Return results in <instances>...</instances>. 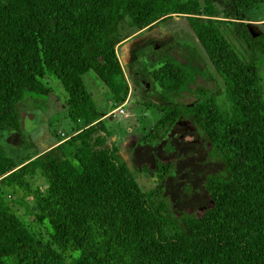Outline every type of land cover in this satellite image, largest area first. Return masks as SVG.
<instances>
[{"label": "trees", "instance_id": "1", "mask_svg": "<svg viewBox=\"0 0 264 264\" xmlns=\"http://www.w3.org/2000/svg\"><path fill=\"white\" fill-rule=\"evenodd\" d=\"M263 1L227 0L246 57L215 0H0V264H264V33L243 20ZM176 15L188 18L231 109L168 62L150 72L163 89L149 102L163 116L144 141H163L180 122L205 139L208 160L223 167L205 177L202 214L173 209L172 164H128L84 81L94 72L123 103L118 46ZM47 76L68 94L73 132L19 165L6 133L22 131L28 91L50 93ZM184 92L197 99L178 101ZM136 174L155 186L141 188Z\"/></svg>", "mask_w": 264, "mask_h": 264}, {"label": "rangeland", "instance_id": "2", "mask_svg": "<svg viewBox=\"0 0 264 264\" xmlns=\"http://www.w3.org/2000/svg\"><path fill=\"white\" fill-rule=\"evenodd\" d=\"M215 1L224 20L222 30L225 35L249 57L250 53L244 42L237 37L234 26L226 23L233 20L224 17V11L228 8L227 0ZM243 20L255 34L264 33V1L256 9L244 14ZM193 50L200 56L199 59L192 54ZM130 51L134 53L129 54ZM119 52L124 74L118 82L124 88L121 94L125 101L118 103L119 98L94 72L84 77L88 91L101 113L124 109L123 114H110L104 120L128 164L136 170L144 165L154 167L156 160L172 164L175 169L165 182V195L173 209L202 214L211 205L205 177L219 171L223 164L208 160L205 139L188 123H178L159 143L144 141L163 116L161 110L155 107L156 102H149L151 90L163 89L159 81L151 78L150 72L161 69L168 62L179 64L194 77V83L190 86L192 89L201 86L215 92L218 103L230 110L231 102L224 93L222 78L209 62L188 18L182 15L161 21L135 34ZM43 81L50 93L40 95L28 91L22 103V131L6 133V150L17 161H24L31 154L44 151L59 138L73 132L74 124L68 110L69 97L64 86L55 77L47 76ZM195 99L196 95L184 92L177 100L191 103ZM32 143L35 146L27 149ZM20 149L22 152L19 153ZM136 177L140 187L145 190L155 186L153 176L136 174ZM19 208L24 214L23 208Z\"/></svg>", "mask_w": 264, "mask_h": 264}, {"label": "crops", "instance_id": "3", "mask_svg": "<svg viewBox=\"0 0 264 264\" xmlns=\"http://www.w3.org/2000/svg\"><path fill=\"white\" fill-rule=\"evenodd\" d=\"M262 22H264V21H262ZM143 32V31H142ZM139 33H141V32H139ZM139 33H137V34H139ZM136 34V35H137ZM135 35H133L132 37H134ZM132 37H130V38H128L127 40H125V41H123L119 46H118V53H119V57H121L120 56V52H119V49L122 47H124L127 43H129V41L132 39ZM132 53H134V52H129V54H132ZM120 61H121V59H120ZM86 76V75H85ZM84 76V77H85ZM114 110V109H113ZM113 110H110L109 112H102V116H103V119H106L109 115H110V113L113 111ZM33 144V143H32ZM55 145H57V143L55 142L54 144H52V145H49V147H47L44 151H46V150H48V149H50V148H52V147H54ZM44 151H42V152H44ZM20 152H22V149H20L19 150V153ZM9 154V153H8ZM9 156L10 157H12V158H15L14 156H12V155H10L9 154ZM19 165L23 162V161H17V160H15Z\"/></svg>", "mask_w": 264, "mask_h": 264}, {"label": "built area", "instance_id": "4", "mask_svg": "<svg viewBox=\"0 0 264 264\" xmlns=\"http://www.w3.org/2000/svg\"><path fill=\"white\" fill-rule=\"evenodd\" d=\"M124 113V109L123 108H118L113 110L110 114H112L113 116L116 114H123Z\"/></svg>", "mask_w": 264, "mask_h": 264}]
</instances>
